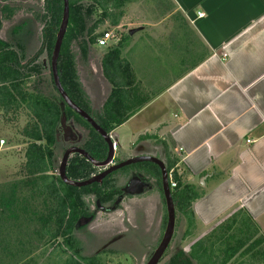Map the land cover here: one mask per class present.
<instances>
[{
  "label": "crops",
  "instance_id": "crops-1",
  "mask_svg": "<svg viewBox=\"0 0 264 264\" xmlns=\"http://www.w3.org/2000/svg\"><path fill=\"white\" fill-rule=\"evenodd\" d=\"M142 7L157 19L137 15ZM126 8L121 26L142 32L135 58L130 34L123 49L127 89L137 94L127 105L144 103L124 123L141 116L135 144L168 141L181 156L176 167L199 194L187 220L200 236L190 246L233 215L264 235V0H137ZM14 186L0 190V225L17 218Z\"/></svg>",
  "mask_w": 264,
  "mask_h": 264
},
{
  "label": "trees",
  "instance_id": "trees-1",
  "mask_svg": "<svg viewBox=\"0 0 264 264\" xmlns=\"http://www.w3.org/2000/svg\"><path fill=\"white\" fill-rule=\"evenodd\" d=\"M134 1L137 0H69V24L59 58L61 84L69 97L86 110L108 133L123 124L144 103L128 107L130 98L137 103L135 101L137 94L127 89L128 73L119 67L124 63L123 49L130 35L122 32L117 41L114 38L104 47L102 65L113 89L102 109L96 114L84 103L85 93L77 80L72 45L75 41H79L84 54L87 53L90 45L99 47L97 39L105 32L98 31L101 25L110 22L111 28H117L121 18L125 16L127 5ZM43 2L44 11L32 6L28 8V13L42 24V44L28 62L24 64L19 53L10 49L9 44L0 39V112L3 118L10 116V119H16L22 113L28 116L27 124L19 132L24 139L23 143L26 144L25 160L20 165V173L24 177L21 183L27 188L30 187L35 196L42 194L41 185L51 193L49 198L44 199L43 208L37 205L31 206L28 201L34 197L23 196L21 208L23 215L37 225L34 231L40 239L47 235L54 246L61 243L60 239L63 246H70L79 219L89 210L86 202L78 198L74 192L84 191L95 195L102 204H105L114 198V179L110 174L102 184L94 183L76 188L66 185L59 175L52 174L56 159L53 148L57 143L58 128L64 113L67 121L74 119L79 126L89 131L83 147L93 158L104 160L108 147L103 137L64 103L54 85L51 72L50 80L56 94H46L38 84L33 89L29 87L31 72L35 74L43 68V64L41 66L36 64L41 53L47 51L49 56L52 55L63 14V0H43ZM23 9V5L14 4L13 0H0V27L3 21L12 20ZM16 30L20 31V27ZM144 138L145 136H141L139 140ZM164 146L168 172L174 169V179L177 182L174 188L171 187L176 213L180 211L186 218H192L191 203L199 197V194L192 185H188L182 180L183 177L177 174L176 166L180 160L169 146L165 143ZM96 170L90 161L79 155H75L70 160L66 169L67 176L73 180H86L95 174ZM235 254L250 256L252 264H264V235L244 216L239 218L238 215L224 220L211 233L197 240L190 252V256L199 264H235V262L230 263ZM83 264L103 263L93 257L85 258Z\"/></svg>",
  "mask_w": 264,
  "mask_h": 264
},
{
  "label": "rangeland",
  "instance_id": "rangeland-1",
  "mask_svg": "<svg viewBox=\"0 0 264 264\" xmlns=\"http://www.w3.org/2000/svg\"><path fill=\"white\" fill-rule=\"evenodd\" d=\"M13 3L23 5L24 9L18 12L12 20L2 22L0 39L7 42L10 49L19 53L25 64L39 51L42 44V24L28 13V8L32 6L37 10L44 11L45 7L43 0H13ZM148 7L140 8L137 15L152 16L150 19H157L158 13L149 10ZM165 7L162 5L161 9H165ZM135 8H139L138 4H133V10ZM132 14V12L129 14L130 17L125 22L135 19ZM124 17L121 18L117 28H111L110 22H107L101 25L98 31L109 30L113 36L116 35L114 38L117 41L122 33L121 30L127 32L125 31L127 27L123 29L124 27L121 26ZM18 27H20V31L16 30ZM139 27L141 26L132 27L130 30H136ZM129 32L128 30L127 33L130 34ZM141 35L142 32L131 35L138 43L130 51L129 57H136L133 51H137L138 46L142 43V41L139 42ZM72 51L75 56L77 80L85 93L84 103L96 114L102 109L111 87L102 65L105 48L90 45L87 53L84 54L79 41H75ZM50 59L51 56L47 51L41 53L36 64L40 66L43 64V68L38 73L31 72L28 80L30 89L38 84L46 94H56L50 80ZM124 66L126 67L123 64L119 65L123 71L126 70ZM167 77L171 76H166L164 79ZM28 119L25 113L20 114L16 119H10V116L3 118L0 112V140H5V144L0 147V190H5L4 185L13 181L18 197V200L16 199L17 218L8 220L6 226L0 225V264H83L85 258L93 257L99 259L103 264H146L160 243L166 228L167 210L165 199L160 190L135 199H127L123 202L121 210L98 213L90 224L76 226L70 246H63L61 239V243L54 246L53 241L47 235L40 239L35 234L34 230L37 225L27 220L23 215V209H21L23 196L34 197L28 201L31 206L37 205L43 208L44 199L49 198L51 193L42 185V194H36V196L30 187L22 189L21 182L24 177L20 173V165L25 160L26 144L23 143L24 139L19 132L27 124ZM140 119L141 116L134 121L124 123L116 127L110 134L112 140L116 142V160L130 158L136 154L137 150L140 151L143 148L148 155L156 156L161 160L166 158L162 140H146L135 144L136 139L132 138V131L139 127L137 123L141 124ZM73 122L76 124L78 134L83 138L79 142L81 145L88 138L89 131L71 119L70 123ZM154 131L152 130V133ZM56 142V146L53 148L56 156L55 167L52 171L54 175H58L63 152L69 146V143L61 138H57ZM167 145L171 147L172 152H175L171 142L167 141ZM176 155L180 160L181 156ZM176 172L181 178L183 177L180 167H176ZM123 174L122 170H118L113 173V179L119 178L117 183L121 184ZM182 180L185 181L184 178ZM74 193L78 198L84 200L90 209L93 208L95 195L84 191H75ZM192 230L191 222L180 211H177L174 235L158 264H199L190 256V243L200 236L198 233L191 234ZM82 256H84L83 259ZM251 261L250 256L243 257L240 254H235L230 263L252 264Z\"/></svg>",
  "mask_w": 264,
  "mask_h": 264
},
{
  "label": "water",
  "instance_id": "water-1",
  "mask_svg": "<svg viewBox=\"0 0 264 264\" xmlns=\"http://www.w3.org/2000/svg\"><path fill=\"white\" fill-rule=\"evenodd\" d=\"M63 14L61 23L56 35V41L54 44V48L51 55L50 60V68L51 73L53 77L54 85L62 97L64 103L74 110L78 115H80L83 119H85L105 140L108 147V153L107 157L104 160H96L93 158L85 149L78 147V146H70L63 154V157L61 159L60 165H59V171L58 175L61 178V180L69 186L81 188L86 187L89 185H92L94 183L102 184L103 180L110 174L127 167L132 164L141 163V162H151L156 165H158L161 169V175H162V190L163 195L165 199L166 204V210H167V222H166V228L164 231V234L162 236V239L146 264H158L160 259L165 254L168 246L170 245V242L172 240V237L174 235L175 231V223H176V209H175V203L172 197L171 187L169 183V173L167 170V167L163 160H161L158 157L151 156V155H140L128 158L124 161H121L119 163H113L115 158V143L112 140L110 133L105 131L97 122L96 120L83 108H81L79 105H77L67 94L65 89L63 88L60 80V71H59V58H60V52L61 47L63 43V39L65 37L67 27L69 24V15H70V7H69V0H63ZM134 30L130 31V34L133 33ZM60 127L63 129V135L65 141L70 140H77L79 137L74 131V128L68 123L67 116L64 113L62 115L61 121H60ZM72 154H79L86 158L88 161L92 163V165L96 168L103 169L102 171L98 172L97 174L92 175L90 178L86 180H73L67 176V164L68 159L70 155ZM130 187L134 188L135 185L138 187L137 190H133V194H140L143 192V187L145 183L142 182L139 176L135 177L131 180L129 183ZM132 188V189H133ZM122 198L120 197L117 202H119ZM110 211H113L116 209V207L108 208Z\"/></svg>",
  "mask_w": 264,
  "mask_h": 264
},
{
  "label": "flooded vegetation",
  "instance_id": "flooded-vegetation-1",
  "mask_svg": "<svg viewBox=\"0 0 264 264\" xmlns=\"http://www.w3.org/2000/svg\"><path fill=\"white\" fill-rule=\"evenodd\" d=\"M68 123L74 128V131L76 132V134L78 135L79 138L77 140H75V141H73V140L65 141L64 140V135H63V129L59 125L57 138L58 139L61 138L65 142L69 143V146L65 149V151L70 146H78V147H81V148L85 149L83 147L85 141L81 145L79 143L80 141H82L83 138H82V136L80 134H78V132L76 130V127H75L76 124L74 122L70 123V121H68ZM115 149H116V145H115ZM64 152H63V154H64ZM75 155H79V154L70 155V157L68 159V164H69L70 160ZM140 155H148V154L145 152V149L143 148L140 151L137 150L136 154L131 156V157L140 156ZM79 156H81V155H79ZM62 157H63V155H62ZM81 157H83V156H81ZM162 160L164 161V163H165V165L167 167L166 158L165 159L162 158ZM121 161H124V160H116V158H114V162L113 163H119ZM68 164H67V166H68ZM102 170L103 169H99L98 168V171L96 170L95 174H97L98 172H100ZM120 170H122V172H124V174H123V176L121 178L123 180H122L121 184H118L117 180H119V178H114V185H113L114 186L113 187V192L115 193L114 198L112 200H110L108 203H105V204H102L100 202V200L95 198L93 208L92 209L89 208L87 214L83 215L79 219L78 225H82V224H87L88 225V224H90L96 218V215L98 213H101V212L102 213H110V212H114V211H117V210H121V207L123 206V202L125 200H127V199H132L134 197H140V196H143V195H145L147 193L154 192L155 190H160L162 192V196L164 197L163 190H162L161 169H160V167L158 165H156L154 163H151V162H141V163H136V164L129 165V166L124 167V168H122ZM167 170H168V168H167ZM111 175H113V173ZM137 176L140 177V179L142 180L143 183H145V185L143 187V192L142 193L133 194L134 193L133 190H137L138 187L135 185V187L134 188L132 187L133 188L132 189L130 187L129 183L131 182L132 179H134ZM157 179L159 180V182H158ZM120 197L122 199L119 202H117ZM111 207H116V209L113 210V211H110L108 208H111Z\"/></svg>",
  "mask_w": 264,
  "mask_h": 264
},
{
  "label": "built area",
  "instance_id": "built-area-1",
  "mask_svg": "<svg viewBox=\"0 0 264 264\" xmlns=\"http://www.w3.org/2000/svg\"><path fill=\"white\" fill-rule=\"evenodd\" d=\"M203 15L202 13H199V16ZM114 39V36L110 31H105L98 39H97V44L99 47H105L107 46L110 41ZM5 140L1 139L0 140V145H4ZM169 183L170 187L174 188L177 185V182L174 179V169L170 170L169 172Z\"/></svg>",
  "mask_w": 264,
  "mask_h": 264
}]
</instances>
